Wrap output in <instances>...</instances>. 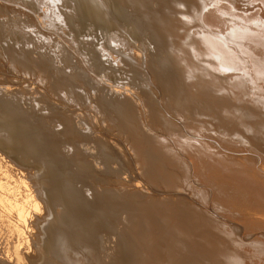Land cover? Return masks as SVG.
<instances>
[{"label":"bare ground","instance_id":"1","mask_svg":"<svg viewBox=\"0 0 264 264\" xmlns=\"http://www.w3.org/2000/svg\"><path fill=\"white\" fill-rule=\"evenodd\" d=\"M70 2L72 7L71 11L66 9L70 11L66 21L74 29L73 32L75 31V40L63 42L66 45L55 40L59 44H56L54 48L47 47L49 55L45 56L50 61L57 57L59 60L54 61L55 64L53 63L56 66L59 65L58 63H63L60 54L63 55V59L64 56L67 58L64 64L65 68L68 66L75 71L74 75L68 73V77L65 75L67 80L64 77L67 82L68 80L69 82L72 81L73 86L70 84L69 88L71 86L73 88H70V92L77 89V82L72 79L89 75L87 80L90 87H93L90 92L93 94L97 105L93 106L96 107L94 110L84 111L80 109V113H78L77 110L66 109L65 97L63 98L65 101H63V105L66 107L62 109L56 107L53 94H43L41 101L51 99L52 106L61 111L63 117L59 118V115L53 116L52 114V119L47 123L51 129L57 130L58 137L63 139L67 133H70V129H75L73 142L81 154H86L85 151H91L90 147L82 146L83 142L90 143L91 141L95 152L91 151L90 162L88 158L89 163L86 162L85 164L84 160H87L84 158L85 156L81 163L79 161L81 154L75 153V158L69 156L68 154H71L72 151L67 154L68 150L62 144L63 147L58 144L59 149L57 148V150L64 152L63 155L65 154V157L68 158L62 157L56 150L53 151L52 149L55 148L53 143H50L53 146L52 149L51 146H48L49 149H45L43 147L45 144L41 141L43 135L39 134L40 131L38 134L41 139L37 138L36 134L39 128L35 124L33 125L32 121L34 120L28 122L29 120L24 117L23 113V115H19L17 110H13V107L11 108L9 105L10 101L13 100L11 96L14 97L15 93L23 94V88L0 86V208L1 212L4 210L8 213L10 217L8 221H13L14 225L17 226V229L14 228V232H17L18 227L19 229L23 227L22 230L26 229L23 230L24 232L20 230L22 235L25 233L24 237L21 233L15 234L18 236L15 242L18 252L15 259L13 261L7 259V263L40 264L42 261V264H47L49 259L47 257V262H45L46 256L44 257V255L47 251L49 253L50 248L46 250L48 247L46 242H53L54 239V236L51 237L52 235L49 237L50 233L52 234L50 231L52 229L48 231V228H54L53 220L56 218L62 222L63 215L72 214L71 212L66 213L67 210H60L59 205L62 207L65 205L64 203L68 202L66 203L68 207L73 206L75 204L72 199L76 200L81 197V200L82 195L87 199L89 193L83 191L84 189L81 190L85 183L83 185L80 177L82 176L85 182L91 179L88 178V175L91 174V167H97L101 163L104 165V160L108 158L104 159L101 156L102 153L100 154L101 151H105L110 155V159H107L109 163L112 162V159L114 162L119 160V155L123 156L122 159H126L125 166H123L126 168V172L129 166L127 165V155L133 156V160H129V163L132 165L139 182L131 186L122 183L123 188L125 187L126 190L128 188L127 191L123 189L113 191V189L107 191L108 195L106 192V194L104 193L108 197L107 199L110 198V195L112 201L109 200L110 204L104 203L107 204L105 207L107 211L111 213L109 220H104L105 223L101 221L100 217V219L97 218L98 221L93 220L97 222L96 224L100 221L102 225L112 224L114 226L112 233L103 234L98 230L99 238L94 240L95 237L93 238L91 232L90 239L93 238L94 241V243L91 242L92 240L90 241L92 250L83 252L84 259L77 258L75 254H68L67 259L70 264H264V0H132L138 8L136 16L143 20L140 22L142 25L139 21L137 22L136 16L137 19L134 16L130 18V14H127V10L130 9L124 11L125 9H122L124 6L121 8L118 0H70ZM33 13L36 12L33 11ZM2 14L0 13V15ZM17 14L21 16V13ZM35 17L25 18L26 20L29 19L27 21L30 25L37 26L39 29L42 16L40 15L41 21ZM140 26L143 28L141 29ZM86 28H89V31L96 35H104L103 40L99 41L100 46L92 42L87 43L86 36L81 35V33H85L83 31H86ZM143 29L146 32H150L149 29H151L152 35L149 34V37L152 36L153 40L146 39L147 34L144 38L150 42L154 41V45H157L159 50H153L149 46L151 52L148 53L150 50L145 49V41H142L143 44L139 43L138 40L140 39L136 37V32L140 30L142 32ZM70 32L72 33V31ZM141 35L140 37H142ZM64 36L66 35L64 34ZM135 43L142 49H139L140 51L147 52V65H151L156 72L153 75L156 81L153 82L165 87L164 92L171 102L169 106H164L165 103L161 105L155 98L157 92L152 88V85L154 87L155 85L151 81L152 76L149 70L145 74H141L139 67L137 68L135 61L137 54H140L139 58L143 63L144 53L137 52L138 48L135 47ZM18 44L15 43V46ZM123 44L127 45L126 47H129L130 51H123ZM26 46H23L22 49L27 48ZM108 47L121 53L122 56L119 57V61H111L109 56L113 52H109L108 55V50L105 55L110 59L104 58L103 50L105 51ZM10 49L12 51V48ZM31 50L33 49L31 48ZM36 58L35 60H37ZM144 63L146 64V60ZM140 64L139 66H141ZM127 69L134 72L131 78L133 85L130 87L124 85L125 91V89L118 88V72L115 70L125 72ZM93 71L98 73L91 74L90 72ZM69 76H73V78L70 80ZM139 78L144 82H139ZM136 82L141 86L138 87ZM42 83L44 82L42 81ZM38 85L40 84L26 85L27 94L29 96L36 95L39 92ZM69 88L67 87V89ZM26 95L23 94V96ZM70 99L69 101H72ZM32 101L34 100L32 99ZM38 106L39 103L37 108ZM30 110H35V107ZM36 113L34 115H38ZM25 114L27 115L26 112ZM46 117L40 118V120H44ZM76 117L83 118L82 124L79 122L76 124H80L79 127H87L88 132L97 123L101 127L100 130H104V125H106L105 129L114 125L115 130L118 131V136L121 137L118 139L117 135L114 137L111 134L100 133L99 140H95L93 136V139H90L81 132L78 125L72 127L71 122ZM63 120L67 122H64L62 127L58 126L61 129H56V122ZM38 123H36L37 126ZM59 124L61 125V123ZM67 124L72 128H68ZM96 128L92 129L93 135H95ZM43 129L42 127L41 131ZM64 131L66 132L63 134ZM89 133L91 134V132ZM104 138L107 139L106 149L102 147ZM67 140L61 141L67 142ZM70 147L67 146L71 150ZM75 150H77L76 147ZM75 150L73 151L75 152ZM86 156L88 157V155ZM78 163L79 165L76 167ZM73 168H75V172ZM92 180L94 179L92 178L88 184L86 183L87 186ZM78 182L82 183L79 184L80 188ZM141 186L144 187V191L140 188ZM97 187V189H90L91 195L94 193V199H96H93L94 202L98 199L99 202L103 200L101 198L104 194H100V186ZM102 187L101 183L100 190ZM16 189L27 195L25 196L26 199L30 196V199H33L32 195L35 194L34 197L36 196L39 206L36 207L38 209L36 210L34 208L35 203L33 204L34 207L32 205L33 212L30 211L31 213H29L31 217L29 215L28 217L24 216L29 212L28 208L30 210L31 206L26 207V210L22 203H20L21 206L17 205L18 202L16 203L17 206L14 203L11 204L14 205V208H22L23 205V208L28 211L25 212L24 210L25 213L20 210L19 213L10 211L12 206L11 209L7 207L9 204L6 206L5 200H9ZM96 190L98 191L96 192ZM18 191H16L17 195ZM92 191L94 192L92 193ZM55 193L57 195L58 193L63 194V196L58 195V198ZM16 194L12 197L16 198ZM66 195L70 199L72 198L70 206V199L65 200ZM98 195H101V198ZM106 196H104L105 202L108 201ZM24 201L26 202L25 199L22 202ZM28 201L26 202L27 205ZM30 201L32 202V200ZM90 201L92 200L90 199ZM54 202H56V207ZM57 202L60 203L58 206ZM76 202L79 204V200ZM94 202H91V205ZM99 202L96 203L101 206L102 204ZM82 203L85 204L84 201ZM104 204L100 207L101 209ZM81 206L83 207V205ZM77 207H74L75 210ZM85 208L90 209V207ZM16 209L18 210V208ZM77 210L81 213L83 208ZM77 210L73 219L80 215ZM92 213L94 214V212ZM92 213L90 214L94 218ZM16 216L17 219H15ZM20 216L23 218L21 219ZM53 216H56L55 219ZM65 217L68 219V216ZM68 220L64 223L70 222V226L73 221L71 218ZM82 220L84 222L81 221V223H86L89 219H86V222L85 219ZM78 221L80 222V219ZM89 221L87 225L92 222ZM50 223L53 224L52 227L49 226L52 225ZM83 223L80 225L74 221L73 224L74 226L79 224L81 227L85 226ZM80 227H69L67 228L69 230L66 231V228L64 230L68 232L70 229H75L76 232ZM94 227L99 228L96 225ZM83 229L82 232L77 231L76 235L79 236L78 233L80 232L85 233V229ZM91 229L90 231H92ZM62 230L60 229L62 235L65 236L66 233ZM55 231L54 235L57 234ZM71 232H68L67 235H71L69 234ZM61 233L57 235H60L59 237L62 239ZM89 233L85 234L89 235ZM88 235L87 237H89ZM83 236V240L87 239L86 235ZM50 238L52 240H49ZM65 238L68 237L65 236ZM14 239L16 238L14 237ZM68 240L67 243L74 241ZM87 240L89 241V239ZM56 241L55 243H58L60 240ZM79 241H74L77 250L79 249L77 246ZM84 242L88 244L86 241ZM67 243L65 242L66 245ZM74 243H69V246L71 247V244L74 245ZM12 244L14 243L12 242ZM50 244L48 245L51 246ZM54 244L52 246L55 247ZM83 247L81 246V248ZM59 248L63 249V244L57 249ZM54 250L53 252H55ZM1 251L5 250L1 249ZM16 251L13 253L15 254ZM58 251L59 253L56 251L58 255L63 254L60 252L62 250L59 249ZM50 256L56 259L55 263L57 258L61 257L60 255V257L55 256V253ZM60 260H58L60 264H63V259L60 258ZM6 261L4 260L3 263ZM59 262L57 263L59 264ZM51 264L53 263L51 262Z\"/></svg>","mask_w":264,"mask_h":264},{"label":"rangeland","instance_id":"2","mask_svg":"<svg viewBox=\"0 0 264 264\" xmlns=\"http://www.w3.org/2000/svg\"><path fill=\"white\" fill-rule=\"evenodd\" d=\"M42 1V2H41ZM50 1V2H49ZM119 1V3H120V5H121V8L124 6V8H122V9H125L124 11H126V9H130L132 12L134 11V8H135V13L133 12H131L130 10H127V14L130 16V18H133V16L135 17L136 16V12H137V5L135 4V3H133L132 2V0H118ZM125 2V3H123V2ZM130 1V2H129ZM128 4H127V3ZM152 2V1H151ZM131 3V4H130ZM124 4H127L126 6L124 5ZM135 6H134V5ZM70 5H72L71 4V2H70V0H48V2H47V0H0V13L2 14V15H0V82L2 83V85H1V83H0V86H5V87H13V88H17V87H22L23 89V94H27V92H26V89H25V86L26 85H36V84H40V85H38L39 86V92L36 94L37 95V97H35L36 95H34V96H29V94H27L26 96H23V94L22 93H15V95H14V97L13 96H11V98H13V100L12 101H10V103H9V105H10V107L12 108L13 107V110H17L16 112L19 114V115H25L24 117L26 118V119H28L27 121L28 122H31L32 120H34V121H32V123H33V125L35 124L36 125V127L37 128H41L40 130L38 129V132H37V138H39V139H41V136L43 135V140L41 139V141H43V144H45V146H43V144H42V146L45 148V149H49V147L51 146V144L50 143H53V146L55 147L54 149H52L53 148V146H51V149L53 150V151H57V153H59V154H61L62 155V157H65V154L63 155V153L62 152H60V151H58L57 150V148L59 149V145L58 144H62L63 146H65V148L68 150L67 151V154H68V152H70V151H72L71 152V154L69 153L68 155L69 156H72L73 158H75V153H77V154H81V152H80V150H78V147L77 146H75L74 145V142H73V140H74V137H75V133H74V131H75V129L74 130H72V129H70V133H67L66 134V136L63 138V139H61L62 137H58L57 135V130L56 131H54L53 129H51V127L50 126H48V122H50V120L52 119V117L54 116V115H56V116H58L59 118H61V117H63V116H61L62 114H61V111H59L57 108H55V107H53L52 106V100L51 99H48V100H44V101H41L42 100V98H43V94H46V93H50V94H53L54 95V99H55V102H56V107H59V108H64V107H66L67 106V110L68 109H71V110H77V111H79L80 109H83L84 111H89V110H94L96 107H93V106H96L97 104L95 103V101H94V98H93V94H91V89L93 88V87H90V85H89V83H88V78H89V75H86L85 77H81V78H75V79H72V80H74L75 82H77L76 83V90H79V91H76V90H74V92L72 91V92H70L71 91V87L73 86V84H72V81L71 82H69V80H68V82L66 81L67 80V77H68V75H67V73L69 74V75H74L75 73V71H73V69L71 68V67H68L67 66V68H65V62H66V60H67V58L64 56V59H63V55H61L60 54V56L62 57V61H63V63L61 64V63H58L59 65H54L55 63H54V61L56 62V61H58L59 59L56 57V58H53V60L51 59V61L48 59L47 60V58H46V56L45 55H49L48 53V48L49 47H56V44H59L60 42H62L61 44L63 45L64 43L63 42H65V41H69V42H73L74 40H75V31L73 32V28L71 27V25L68 23V21H66L67 20V17H68V15H69V13L68 12H70L71 11V7L72 6H70ZM128 6H130V7H128ZM21 8V9H20ZM70 8V9H69ZM132 8V9H131ZM31 9V10H30ZM70 10V11H67V10ZM34 12H36V13H33V11ZM66 10V11H65ZM4 11V12H3ZM21 11V12H20ZM26 11V12H25ZM129 11V12H128ZM30 14H29V13ZM17 13H21V16H20V14H17ZM28 13V14H27ZM64 13H66L67 15H65ZM17 14V15H16ZM27 14V15H26ZM33 14H34V16H36L35 18H37L38 17V20L39 21H41L40 19H41V17H40V15L42 16V22L39 24V29H37V26L35 27V26H32V25H30V23L27 21V20H29L28 18H30V16L31 17H34L33 16ZM134 14V15H133ZM14 15V16H13ZM132 15V16H131ZM66 18H65V17ZM25 17H28L27 18V20H26V18ZM137 17V16H136ZM135 17V19H137ZM25 18V19H24ZM63 18H65L64 20H63ZM139 19V20H138ZM137 19V22L139 21V23L141 22V18H138ZM19 21V22H18ZM143 21V20H142ZM15 23V24H14ZM68 23V24H67ZM141 24V23H140ZM41 25V26H40ZM142 25V24H141ZM66 26H68V27H66ZM140 28L142 29L143 27H141L140 26ZM3 29V30H2ZM37 29V30H36ZM39 30V31H38ZM67 30H69V31H67ZM86 31H83V33L84 34H82L81 33V35H84V36H86V40H87V43H90V42H92V43H95L97 46H100L101 44H100V42L99 41H102L103 40V38H104V35L103 34H100V35H96V34H94V32H90L89 31V28L87 29H85ZM150 30V32H151V29H149ZM149 30H147V31H149ZM70 31H72V33L70 32ZM4 32V33H3ZM70 32V33H69ZM146 30L144 31V29H143V31L141 32V30L140 31H138V32H136L137 33V35H136V37L138 38V39H140V40H138L139 41V43L140 44H143V42H144V44H145V49L147 50V48H148V50H150V51H148V53H150L151 52V48H153V50H159L160 48H158V47H156L154 44H155V42L153 41V42H150V41H148L149 40V38H150V40L153 38L152 36V38L151 37H149L150 35H152V33H150V32H146ZM63 33V34H62ZM138 33H140V35L143 33V35H141L142 37H140V35H138ZM145 33V34H144ZM54 34V35H53ZM64 34L66 35V36H64ZM146 34H147V36H146ZM150 34V35H149ZM153 35H154V33H153ZM57 36H59V37H57ZM63 37V39H64V41H63V39H62V37ZM146 36V37H145ZM53 37V38H52ZM64 37H66V38H64ZM81 37H83V36H81ZM147 39L148 38V40H146L145 38ZM55 38V39H54ZM61 38V39H60ZM68 38V39H67ZM74 39V40H73ZM57 42H59V43H57ZM153 40V39H152ZM151 40V41H152ZM8 41H11V42H9L8 43ZM23 41V42H22ZM29 41V42H28ZM143 41V42H142ZM25 42V43H24ZM26 42H28V43H26ZM12 43H13V45H12ZM15 43L17 44V43H19L18 45L20 46H18V45H16L18 48H19V50H18V48L15 46ZM22 43H24L23 45H22ZM30 43V45H28ZM149 43V44H148ZM11 46H14V47H11ZM33 44V45H32ZM151 44V45H150ZM154 46H153V45ZM22 45V46H21ZM25 45H27L26 47L27 48H24V49H22L23 48V46L25 47ZM64 45H66V44H64ZM124 45V44H123ZM122 45V50L123 51H130V48L129 47H126L125 45L123 46ZM148 47H147V46ZM10 46V47H9ZM36 46V47H35ZM144 46V45H143ZM151 48H150V47ZM7 47H8V51H7ZM29 47H30V49H29ZM48 47V48H47ZM135 47L136 48H138L137 49V52L138 53H140V52H143V51H140V50H142L141 48H140V46L137 44V43H135ZM10 48H12V51H11V49ZM14 48V49H13ZM31 48L34 50V52L35 51H37V52H33V50H31ZM38 49V50H35V49ZM41 48V49H40ZM79 48V47H78ZM150 48V49H149ZM23 50V51H21V50ZM26 49V50H25ZM46 49V50H45ZM112 49V50H111ZM113 49L114 48H111V47H108L105 51L103 50V52L104 53H102V55L104 56V58L106 59V60H109L110 58V60L112 61V60H117V61H119V57L120 56H122L121 55V53L118 51V50H115L114 49V51H113ZM140 49V50H139ZM9 50H10V52H9ZM15 52H14V51ZM41 50V51H40ZM43 50V51H42ZM79 50H81V49H79ZM107 50H108V52H107ZM121 50V51H122ZM139 50V51H138ZM21 51V52H20ZM25 51V52H24ZM39 51V52H38ZM72 51V50H71ZM113 53H112V52ZM13 52V54H10V53H12ZM32 52V53H31ZM41 52V53H40ZM44 52V53H43ZM106 52H107V54L109 53V52H111L112 54V56L110 55L109 57L108 56H106L105 54H106ZM9 53V54H8ZM15 53V54H14ZM34 53V54H33ZM45 53H47V54H45ZM144 53V61H143V63H142V61H141V59L139 58L140 57V54H137V60L135 59V61L137 62V68L139 67V69H140V73L141 74H145L146 73V71L147 70H149V72H150V75L152 76V82L153 81H156V80H154L155 78H153V75H154V73H156L155 71H154V69L151 67V65H147V56H146V53L147 52H143ZM23 56H22V55ZM30 54V55H29ZM36 54V55H35ZM53 54V53H52ZM110 54V53H109ZM108 54V55H109ZM118 55V56H115V55ZM17 55V57H15ZM41 55V56H40ZM23 58H22V57ZM31 56V57H30ZM44 56V60L42 59V57ZM115 56V57H114ZM3 57H5V58H3ZM36 57H38V58H36ZM108 57V58H107ZM17 58V59H16ZM34 58V59H33ZM35 58L37 59V60H35ZM40 58V59H39ZM113 58V59H112ZM138 58H139V61H138ZM31 59V60H30ZM11 60V61H10ZM24 60V61H23ZM29 60V61H28ZM35 60V61H34ZM46 60V61H45ZM145 60H146V64L144 63L145 62ZM46 62V63H45ZM50 62V63H49ZM51 62H52V65H51ZM34 63V64H33ZM48 63V64H47ZM54 63V64H53ZM140 63H142V64H140ZM27 64V65H26ZM38 64V65H37ZM82 64V63H81ZM139 64L141 65V66H139ZM40 65V66H39ZM51 65V66H50ZM64 65V66H63ZM147 65V66H146ZM62 66V68H60ZM14 67V68H13ZM32 67H33V69H32ZM39 67V68H38ZM141 67V68H140ZM143 67V68H142ZM144 67H147V68H144ZM66 70H68V71H66ZM71 68V69H70ZM149 68V69H148ZM13 69V70H12ZM15 69V70H14ZM63 69V70H62ZM145 69V70H144ZM20 70V71H19ZM141 70H143V71H141ZM12 71V72H11ZM25 71V72H24ZM56 72V73H55ZM73 72V73H72ZM115 72H118L117 73V83H118V85H119V87L118 88H120V89H122V90H124L126 87H130V86H132L133 85V79H131L132 78V74L134 73L133 71H131V70H126L125 72L124 71H117V70H115ZM52 73V74H51ZM62 73V74H61ZM91 74L93 73V74H95V73H98V72H96V71H93V72H90ZM22 74V75H21ZM24 75V76H23ZM55 75V76H54ZM65 75H67V77L65 76ZM104 75H106L105 73H104ZM40 79H39V78ZM64 77H65V79L66 80H64ZM14 78V79H13ZM71 78H73V76L72 77H70L69 76V79L71 80ZM41 79H43L42 81L44 82V83H42V81H41ZM100 79V78H99ZM9 80V81H8ZM50 81V82H49ZM57 81V82H56ZM65 81V82H64ZM73 81V82H74ZM143 80H140V78H139V82H141V83H143L142 82ZM7 82V83H6ZM11 82V83H10ZM24 82V83H23ZM58 82H59V84H58ZM4 83V84H3ZM63 83V84H62ZM154 83V82H153ZM26 84V85H25ZM44 84V85H43ZM54 84V85H53ZM70 84L72 85L70 88H69V86H70ZM135 84H138V87H140L141 85L139 84V83H135ZM7 85V86H6ZM43 85V86H42ZM66 85V86H65ZM121 85V86H120ZM126 87H125V86ZM154 85H155V87L152 85V88L153 89H155L156 90V92H157V95H156V97L155 98H157V100H158V102L159 103H161V105H163L164 103V106L166 105V106H169V104L171 103L170 101H169V98L168 97H166V94H165V87H163V86H161V85H159V84H157L156 82L154 83ZM17 86V87H16ZM48 86V87H47ZM54 88H53V87ZM137 86V85H136ZM67 87L69 88V89H67ZM123 87V88H122ZM134 87V86H133ZM132 87V88H133ZM42 88V89H41ZM48 88V89H47ZM51 90H50V89ZM53 88V89H52ZM56 88V89H55ZM73 88V87H72ZM46 89V90H45ZM54 89L55 90H57V94H56V91H54ZM45 90V91H44ZM69 90V91H68ZM76 91V92H75ZM125 91H126V89H125ZM163 91V92H162ZM43 92V93H42ZM90 92V93H89ZM41 93V94H40ZM55 93V94H54ZM60 93V94H59ZM22 94V95H21ZM60 95V98H64L65 97V99H66V102L64 101V99L62 100V99H60V98H58V96ZM61 95H62V97H61ZM41 96H42V98H41ZM83 96H84V98H83ZM90 96V97H89ZM57 97V98H56ZM34 100V101H32V99ZM37 98V100H35ZM39 98V99H38ZM71 98V99H70ZM29 99V100H28ZM31 99V100H30ZM68 99V100H67ZM69 99L70 100H72V101H69ZM20 100V101H19ZM60 100V101H59ZM93 100V101H92ZM32 102V103H30V102ZM35 101H38V102H35ZM48 101V102H47ZM50 101V102H49ZM66 103V104H64V102ZM68 101V102H67ZM16 102V103H15ZM34 102V103H33ZM27 103V104H26ZM38 103H39V106H38V108H37V105H38ZM49 104V105H47V104ZM58 103V104H57ZM168 103V104H167ZM36 105V106H33V105ZM41 104V105H40ZM51 104V105H50ZM66 105V106H64V105ZM31 107H29V106ZM59 105H61V106H59ZM71 107H70V106ZM28 106V107H27ZM46 108H44V107ZM47 106H48V108H47ZM73 106V107H72ZM15 107V108H14ZM23 107V108H22ZM26 107H27V109H26ZM34 107H35V110H30V109H34ZM39 107H42V108H39ZM165 108V107H164ZM36 109H38L37 111V113L35 112L36 111ZM39 109H41V110H39ZM44 109V110H43ZM50 111V113H49V111ZM22 110V111H21ZM42 110H43V113H42ZM52 110V111H51ZM27 113V115H29L28 117H27V115L25 114V112ZM31 111H33V112H31ZM41 111V112H40ZM70 111V110H69ZM20 112V113H19ZM29 112V113H28ZM45 112V113H44ZM53 112V113H52ZM58 112H60V113H58ZM23 113V114H22ZM31 113H33V114H31ZM38 114V115H34V114ZM41 113V114H40ZM48 113V114H47ZM78 113H80V111L78 112ZM40 114V115H39ZM42 114H44V116H42ZM52 114H53V116H52ZM39 116V117H38ZM47 116V117H46ZM51 116V117H50ZM44 117H46V119H44V120H40V118L42 119V118H44ZM30 118V119H29ZM35 118H36V120H35ZM39 118V119H38ZM25 119V120H26ZM75 119V120H74ZM77 119V120H76ZM39 120V121H38ZM46 120V121H45ZM40 121H42V122H40ZM73 122H71V125H72V127L75 125V127H77L76 125H78V123L76 124V122H79V123H81V122H83V118H81V117H76V118H73V120H72ZM39 122V123H38ZM44 122H46L45 124L47 125V127L45 128V124H44ZM64 122H67L66 120L64 121H57L56 122V129H61V128H58V126L59 127H62V124L64 125ZM36 123H38V126H37V124ZM42 125H41V124ZM59 123H61V125L59 124ZM82 124V123H81ZM98 124V123H97ZM96 124V126H97V128H96V126H94L96 129H95V135H93L92 134V129L94 128H91V130H89V132H91V134L87 131V127H79V125H78V128L81 130V132L84 134V135H86V136H88L90 139H93V137H94V139L95 140H99V135H101V134H103V133H105V134H111V135H113L114 137H115V135H117L118 136V131L117 130H115L116 128H115V126L114 125H111V126H113L112 128H111V126H108V127H106V129H105V126L106 125H104V130H100L101 129V127L100 126H98ZM44 125V126H43ZM67 126H68V128L70 127V128H72L71 126H69V124H67ZM81 126V125H80ZM42 127L44 128L43 129V131H41L42 130ZM98 127H100V128H98ZM50 128V129H49ZM110 128V129H109ZM110 130V132H109V130ZM112 129V130H111ZM48 130V132H46ZM50 130V131H49ZM108 130V131H107ZM37 131V130H36ZM39 131H40V133H39ZM54 131V132H53ZM102 131V132H101ZM112 131V132H111ZM43 134H42V133ZM49 132H52V133H49ZM66 131H64V132H62L63 134L65 133ZM107 132H109V133H107ZM41 135H39V134ZM48 133H49V135H48ZM87 133V134H86ZM101 133V134H100ZM114 133V134H113ZM52 134V135H51ZM55 134V136H53ZM68 134H69V136H68ZM73 134H74V136H73ZM98 134V135H97ZM47 135V137H45ZM39 136V137H38ZM50 136H52V137H50ZM93 136V137H92ZM45 137V138H44ZM49 137V138H48ZM69 137V138H68ZM121 136L119 135L117 138L119 139ZM48 138V139H47ZM55 138V139H54ZM58 140H57V139ZM52 139V140H51ZM68 139V140H67ZM81 139V138H80ZM83 140H85L84 138H82ZM117 139V140H118ZM44 140H45V142L47 141V143H45L44 142ZM54 140V141H53ZM57 140V141H56ZM61 140H64V141H66L67 140V142H62ZM50 141V142H49ZM58 141H60L59 143H57ZM106 141H107V139L106 138H104V145L102 146L103 147V149H106ZM49 142V143H48ZM57 143V145H56V143ZM72 143V144H71ZM90 143H91V145H90ZM90 143L89 142H87V143H85V142H83V145L82 146H86V148H88V147H90L91 148V151L92 152H95V151H93L94 149H93V143L90 141ZM69 144V145H68ZM87 144V145H86ZM61 145V146H62ZM90 145V146H89ZM49 146V147H48ZM57 146V147H56ZM62 146V147H63ZM67 146L68 147H70V146H72V147H70L71 148V150L69 149V148H67ZM84 146V147H85ZM75 147H76V149L77 150H75ZM65 148H64V151H66L65 150ZM50 149V150H51ZM73 150H75V152L73 151ZM78 151V152H77ZM91 151H85V153L86 154H81L80 155V157H79V161L82 163L83 162V160L82 159H87V160H84V163L86 164V162L87 163H89L90 162V157H91ZM102 153V154H101ZM100 154H101V156H102V158H104V159H106L107 157L110 159V155H108V153L107 152H105V151H101L100 152ZM110 154V153H109ZM86 155H88V157L86 156ZM90 155V156H89ZM85 156V157H84ZM128 156V161H127V165H129L128 167H127V172L125 171V169L126 168H124L123 166H125V163H126V159L125 160H123L122 159V157H121V155H119V160L117 159V161L116 162H114V159H112V162L110 161V163L108 162V158L106 159V160H104V165L101 163V164H99L98 166L97 165H95V166H97V167H91L92 169L90 170L91 171V174H93V175H91V174H89L88 175V178H93L94 180H92L91 181V183L87 186V184L89 183V181L91 180H86L87 182H85L83 179H82V176L80 177L81 178V181H82V183H83V185H84V183H85V185L84 186H82L81 188V190H83V191H85V192H87V193H89L90 195H91V192H90V189L91 190H93L94 188H98L97 186H100L101 187V183H102V189L100 190V187H99V191H101L100 192V194L101 193H107V195H108V192L107 191H110V190H113V191H115V190H125V191H127L128 190V188H127V190H126V188L124 187L123 188V184L122 183H125L124 185H126V184H128V185H135V184H137L139 181H138V178H137V176H136V174L134 173V169L132 168V165L129 163V160H133V156L131 157H129V155H127ZM84 157V158H83ZM65 158H68V157H65ZM88 158H89V162H88ZM106 161V162H105ZM119 162V163H118ZM83 163V164H84ZM106 163V164H105ZM124 163V164H123ZM74 164H76V163H74ZM79 165V163L76 165V167ZM88 165V164H87ZM122 167H121V166ZM130 165H131V168H130ZM101 166V167H100ZM106 166H108V167H106ZM103 167V168H102ZM104 167H106V168H109V169H106V168H104ZM101 169L102 171H100L99 169ZM96 169H98V170H96ZM105 169V170H104ZM73 170H74V172H75V168H73ZM104 170V171H103ZM102 172V173H101ZM132 173V174H131ZM92 177H91V176ZM97 175V177H95ZM100 175V176H99ZM79 178V179H80ZM101 178H103V179H101ZM99 179V180H98ZM134 179H135V182H134ZM104 180V181H103ZM114 180V181H113ZM127 180V181H126ZM132 180V181H131ZM95 181H96V183H95ZM97 181H98V183H97ZM102 181V182H101ZM122 181V182H121ZM101 182V183H100ZM81 182H78L77 184L79 185H81L82 184ZM87 183V184H86ZM93 183H94V185H95V187H93L94 185H93ZM135 183V184H134ZM80 185H79V188H80ZM92 185V186H91ZM105 186V187H104ZM87 187V188H86ZM89 187H91V188H89ZM113 187H115V188H117V189H115V188H113ZM89 188V192L87 191V189ZM93 188V189H92ZM107 189L108 188V190H105V189ZM110 188V189H109ZM121 188V189H120ZM143 191H144V187L143 186H141L140 187ZM19 189H16V191H18ZM105 190V191H104ZM16 191H13V194H12V196H14L15 194H16ZM20 191V190H19ZM18 191V192H19ZM98 190H96V192H97ZM104 191V192H103ZM15 192V193H14ZM17 192V193H18ZM21 192V191H20ZM19 192V193H20ZM24 192V191H23ZM94 191H92V193H93ZM18 193V195L16 196V198L14 197H10V199L9 200H11V201H9V200H5L6 201V206L9 208V209H11L12 208V210H10V211H14V212H16V213H19L20 211H22L23 213H25V212H28V213H26L24 216H27L28 217V215H29V217H31V215L29 214V213H31V212H33V210L31 209V208H33L34 207V205H35V209L36 210H38L37 208V206H39V205H37L38 204V202H37V200H36V196L34 197V193H33V199H30L31 198V196L30 197H27L28 199H26V197L25 196H27V195H25V194H23V193H20L19 194ZM26 193V192H25ZM105 193V194H106ZM56 195H57V193H55ZM89 194H87V199H86V197H84L83 195H82V197L83 198H85L86 200H88V201H86L85 199H81V200H83L84 201V203H85V201H86V203L85 204H87L86 206H85V204H81V202H83V201H81L80 200V198L81 197H79L78 199H76L77 201L79 200V204H76L77 202H76V200L75 199H72V201H73V203L75 204V205H73L74 207H77L78 205H79V207H77L76 208V210L77 209H81L82 210V208H83V210H82V212L84 213V216L82 217V215H83V213L81 212L80 213V211L78 212V210H77V213L78 214H80V215H77L76 217H75V219H73L74 217H73V215H75V212H76V210H75V208L71 205V203H72V201H71V199L69 198V197H67V195L65 196L66 198H65V200L67 199H70L69 200V202H70V204H69V206L70 207H68V205H66V203H68V202H66V203H64L65 205H63L62 203V205L64 206H62V207H60V203L59 202H57L58 204H57V206L59 205V209L61 210V209H63V210H67L66 211V213H69V212H71L72 214H65V212H64V214H65V216H68V219H72V221H73V223H74V221H75V223L76 222H78L80 225L84 222L82 219H85V222H86V219L88 220H90V221H92L91 223H90V225H91V228H90V225H89V223H88V225H87V222L89 221H87L86 223H83V224H85V226H81L80 227V225L78 224V226H74V224L71 222V225L69 226V223L70 222H67V223H64L65 221H67L68 219H67V217H65L64 215H63V217L61 218V221L62 222H60V221H58L57 220V218L55 219L54 217H56V216H53V218L55 219V220H53L54 221V228L52 227L53 226V224L52 223H50V224H52V225H49V226H51L52 228H48V231L50 230V229H52V230H50L51 232H52V234L50 233V232H48V233H50V235H49V237L51 236V237H53L54 239H55V237H56V239L54 240L53 239V242L55 243V241L56 242H58L59 240V244H61V245H59L58 243H53L52 241H48V243L46 242V244H47V249L46 250H48L49 248V253H45V255H44V257H45V262H47V257H48V259H49V264H51V262L53 263V264H58L57 262H59V261H61L60 260V258H62L63 259V264H70V262L68 261V259H67V255L69 254V255H76V257L77 258H80V259H84V251H90V250H92V246H90V245H92V243L90 244V241L95 237V239L94 240H96L97 238H99V236H98V234H99V232L100 233H103V234H105L106 232H108V233H112V230H113V225L112 224H110V223H107L106 225L104 224V225H102V223H101V221L103 222L104 220L106 221V220H109V216L111 215V213L109 212V211H107V208H105L106 207V205L107 204H110V201H111V196L109 195V199H107L108 197L104 194H102L103 196H102V198L100 197L101 195H98L101 199H103V200H100V202H101V204L103 205L104 203H107V204H104V206L102 207V209L100 208L101 206L98 204V203H96V202H99V199L97 200V201H95L94 202V200H96V199H94V193L90 196ZM23 195V196H22ZM58 195L60 196L61 194H59L58 193ZM57 195V197L59 198V196ZM89 195V196H88ZM21 197V199H20V197ZM61 196H63V194L61 195ZM104 196H106V199L108 200L107 202H105V198H104ZM17 197H18V199H17ZM88 197H90V198H88ZM93 197V198H92ZM26 200V202H27V200H29L28 201V205H27V203L24 201V202H22L24 199ZM63 198V197H62ZM16 199V200H15ZM36 200V202H35V200ZM64 199V198H63ZM62 199V200H63ZM90 199L92 200V201H90ZM94 199V200H93ZM15 202H14V201ZM30 200H32V202L30 201ZM34 200V201H33ZM75 200V201H74ZM110 200V201H109ZM10 203H9V202ZM21 201V202H20ZM81 201V202H80ZM103 201V202H102ZM18 202V203H17ZM91 202H94L92 205H91ZM99 202V203H100ZM109 202V203H108ZM112 202V201H111ZM14 203V205H16V203H17V205H20V203H22L24 206H25V209L27 210V208L26 207H30V210H29V208H28V211H26L23 207V205H22V208H23V210H21L22 208H20V207H16V208H18V210L16 209V208H14V205L12 206L11 204H13ZM30 203V204H29ZM32 203V204H31ZM35 203V204H34ZM5 204H2V205H5ZM34 204V205H33ZM32 205H33V207H32ZM54 205H55V207H56V202H54ZM81 205H83V207L81 206ZM90 205V206H89ZM12 206V207H11ZM21 206V205H20ZM68 207V208H65V207ZM94 208H92V207ZM1 207V206H0ZM11 207V208H10ZM37 207V208H36ZM85 207H90V209L92 208V210H90L89 208V210L88 209H86ZM97 207H99L100 209H98ZM71 208V209H70ZM72 208H74V209H72ZM104 208V209H103ZM3 209V208H2ZM8 209V210H9ZM14 209V210H13ZM16 209V210H15ZM68 209H70V211H68ZM98 209V210H97ZM20 210V211H19ZM24 210H25V212H24ZM35 210V211H36ZM59 210V211H60ZM74 210V211H73ZM85 210H87V211H85ZM3 212H1V208H0V225L1 224H5V226H3V225H1L0 226V234L2 235H0V259H2L1 261H0V264H2L3 263V261L5 260H7V259H11L10 261H13L14 259H15V256H16V254H17V252H18V250L16 251V249H18V248H16V240H17V238H18V234H20L21 233V235H22V232L21 231H23L21 228H23V227H20V229H19V227H18V230H17V232H14L15 231V229L14 228H16L17 226H15L14 225V222L13 221H8L9 220V215H8V213L6 212V211H4V210H2ZM31 211V212H30ZM34 211V212H35ZM6 212V213H5ZM73 212H74V214H73ZM92 213V212H94V214H93V217L94 218H92V215L90 214V213ZM2 213V214H1ZM76 213V214H77ZM57 215V214H56ZM69 215H70V217H69ZM72 215V216H71ZM4 216V217H3ZM8 216V217H7ZM79 216H81L80 218H79ZM95 216H96V218H95ZM2 217H3V219H2ZM6 217V218H5ZM12 217V216H11ZM21 217V216H20ZM26 217V218H27ZM101 218V221H100V223H98V224H96L97 222H95V221H98L97 220V218L98 219H100ZM18 217L16 216L15 217V219H17ZM23 218V216L21 217V219ZM63 218H66V219H63ZM80 219V222L78 221L79 219ZM82 218V219H81ZM92 218V219H91ZM108 218V219H107ZM63 219V220H62ZM77 219V220H76ZM95 221H94V220ZM103 219V220H102ZM3 220V221H2ZM7 220V221H6ZM52 221V222H53ZM57 221V222H56ZM68 221H70V220H68ZM81 221H83L82 223H81ZM89 221V222H90ZM94 221V222H93ZM3 222V223H2ZM5 222V223H4ZM7 222V223H6ZM9 222V223H8ZM63 223L64 224V226H63V224H60V223ZM108 222V221H107ZM13 225H11V224ZM57 223V224H56ZM103 223H105V222H103ZM66 224V225H65ZM67 224H68V227H67ZM96 225V227H99L100 225V227L99 228H95L94 226ZM100 224V225H99ZM9 225V226H8ZM59 225V226H58ZM99 225V226H98ZM15 226V227H14ZM59 228H58V227ZM87 226V227H86ZM5 227H7L6 229H5ZM69 228V227H74V228H78V227H80L78 230H76V232L74 231V230H71L70 229V231H72L71 233H69V234H71L72 235V233H74L75 232V234H73L72 235V237H74V238H72L71 237V235H67L68 234V232H70V231H68V232H66L67 230H69V229H67V228ZM82 227H85L84 229L82 228ZM89 227V228H88ZM105 227H107L108 229H110V230H108V229H106ZM13 228V229H12ZM59 230H58V229ZM64 228H66V231L64 230ZM85 231V233H87V232H90L89 233V235L88 234H85V233H81L82 231V229ZM89 230H88V229ZM7 231L8 229H9V231H7V234H6V231ZM13 231H12V230ZM17 229V228H16ZM54 229V230H53ZM60 229H63L62 231H64L65 233H66V235L65 236H67L68 238H65V236H64V234L62 235V233H61V231H60ZM81 229V230H80ZM90 229L92 230V231H90ZM94 229H97V230H94ZM21 230V231H20ZM26 230V229H25ZM24 230V231H25ZM57 232H56V231ZM81 231L80 233H78L79 234V236H77L76 235V233H77V231ZM86 230H87V232H86ZM98 230H99V232H98ZM4 231H5V233H4ZM20 231V232H19ZM23 231V232H24ZM54 231H55V233H57V234H60L61 233V236H62V239H63V241H62V239H61V237H59L60 235H57V234H55L54 235ZM60 231V232H59ZM83 231V232H84ZM94 231V232H93ZM98 232V233H95V232ZM3 232V233H2ZM59 232V233H58ZM91 232H92V236H93V238L92 239H90V234H91ZM9 233V234H8ZM12 233V234H11ZM17 233V235H15ZM94 233V234H93ZM24 234L25 233H23V235H22V237H24ZM86 235L85 237H87V235L89 236V237H87V239H89V241L85 238V240H83L84 239V236L83 235ZM97 234V236H94V235H96ZM6 236V237H4V236ZM75 235V236H74ZM82 235V237H80ZM100 235V234H99ZM11 238H10V237ZM17 236V237H16ZM14 237L16 238V239H14ZM71 237V238H70ZM76 237V238H75ZM78 237V238H77ZM1 238H2V240H1ZM13 238V239H12ZM58 238V239H57ZM80 238V239H79ZM83 238V239H82ZM4 239V240H3ZM5 239H7V240H5ZM67 239V240H66ZM68 239H70V241L71 240H74L75 242H78V240H80L79 241V243L77 244V246H78V250H77V248H76V243H74V241H71L72 243H74V245L73 244H71V247L69 246L70 244L69 243H71V242H69V243H67L69 240ZM10 240H11V243H10ZM49 240H52V238H50ZM64 240H66V241H64ZM77 240V241H76ZM83 240V241H82ZM3 241H4V243H3ZM6 241V242H5ZM7 241H8V243H7ZM84 241H86L88 244H85V242ZM12 242L14 243V244H12ZM49 242H51L52 244H50ZM62 242H64V243H62ZM65 242L67 243V245L65 244ZM83 242H84V244H83ZM91 242H93L94 243V241L92 240ZM48 244H50L51 246H49ZM55 245V247L57 246V244H58V246L55 248L54 246H52V245ZM62 244H63V249H61V248H59L60 250H62V251H60V252H63V254L62 253H60L59 255L61 256H59L57 253H56V251L59 253V249H57L58 247H62ZM5 245V246H4ZM7 245V246H6ZM65 245H66V247H65ZM74 247H73V246ZM4 247V249H3V247ZM13 246V247H12ZM80 246V247H79ZM81 246H84L83 248H81ZM88 246V247H87ZM11 247V248H10ZM51 247H52V249L55 251V252H53V250L51 249ZM70 247V248H69ZM91 247V248H90ZM7 248H9L8 250H7ZM76 248V249H75ZM81 248V249H80ZM87 248V249H86ZM1 249L2 250H5V251H1ZM11 249H12V251H11ZM66 249V250H65ZM83 249V250H82ZM90 249V250H89ZM14 250V251H13ZM52 250V251H51ZM7 251H8V253L10 252V254H8L7 253ZM16 251V253L14 254L13 252H15ZM52 253H51V252ZM6 252V253H5ZM53 253H55V256L57 255V257H60L59 259L57 258V261H56V263H55V260L56 259H53V256H50V255H52ZM6 254V255H5ZM63 255V257H62V255ZM9 255V256H8ZM11 255V256H10ZM5 258L4 260H3V258ZM6 256V257H5ZM8 256V257H7ZM14 256V257H13ZM10 257V258H9ZM12 257V258H11ZM50 257H52V258H50ZM55 258V257H54ZM50 260H53V261H50ZM59 260V261H58ZM64 260H65V262H64ZM9 261V260H8ZM2 262V263H1ZM48 262H47V264H48ZM67 262V263H66ZM3 264H10V263H7V261H6V263L4 262ZM40 264H42V261H41V263ZM45 264V263H44ZM59 264H60V262H59Z\"/></svg>","mask_w":264,"mask_h":264}]
</instances>
